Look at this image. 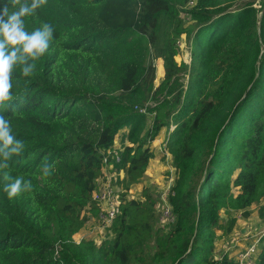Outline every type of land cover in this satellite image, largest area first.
I'll list each match as a JSON object with an SVG mask.
<instances>
[{
    "label": "trees",
    "instance_id": "trees-1",
    "mask_svg": "<svg viewBox=\"0 0 264 264\" xmlns=\"http://www.w3.org/2000/svg\"><path fill=\"white\" fill-rule=\"evenodd\" d=\"M24 20L55 31L32 76L13 72L12 106H0L24 142L0 170V264H239L215 241L224 214L231 232L232 213L247 218L254 205L264 227V0H48ZM183 38L191 64L177 59ZM164 129L176 178L160 226L159 195H125ZM45 161L53 171L41 179ZM108 164L124 174L118 212L101 242H77L100 221L93 194ZM5 173L32 193L9 200ZM255 259L264 264V238Z\"/></svg>",
    "mask_w": 264,
    "mask_h": 264
},
{
    "label": "clouds",
    "instance_id": "clouds-1",
    "mask_svg": "<svg viewBox=\"0 0 264 264\" xmlns=\"http://www.w3.org/2000/svg\"><path fill=\"white\" fill-rule=\"evenodd\" d=\"M48 0H6L0 10V106L11 107L13 101L12 76L17 67L24 77H30L36 69L35 62L43 57L53 39L54 27L44 23L29 32L25 28V17L33 15L37 9L46 5ZM9 4L12 11H9ZM24 142L13 134L11 121L0 115V170L9 168L13 156L23 152ZM42 177L52 174L53 165L46 161L42 164ZM3 191L9 200L27 192L32 193L33 184L22 176L15 178L4 174Z\"/></svg>",
    "mask_w": 264,
    "mask_h": 264
},
{
    "label": "rangeland",
    "instance_id": "rangeland-1",
    "mask_svg": "<svg viewBox=\"0 0 264 264\" xmlns=\"http://www.w3.org/2000/svg\"><path fill=\"white\" fill-rule=\"evenodd\" d=\"M181 43V46H183L184 50L182 49V55L177 59L179 61L186 60L188 64H191L192 55L190 47L188 45L187 47L184 46V44L186 43V40L184 38ZM154 64L157 68L155 85L158 86L161 83L162 78L164 77V65L163 61L160 59H157ZM185 80L186 82L188 81V75L186 76ZM148 105H150L151 107L155 106L153 102L148 103ZM144 110L145 108L142 109V111ZM168 135L169 132L164 129L162 130L160 135L154 141H152L150 148L154 152V156L150 160L148 169L145 172V176L142 179L141 183L133 185L125 195V197L129 198L144 199V191L148 189L153 191V195L155 197L159 195L161 199L158 203V208L161 212L160 226L167 224L169 219L171 218L170 209L168 205V194L176 178V169L173 165V156L167 148ZM121 136L122 134H120L116 139V148L114 147L118 152L122 151L123 149V146H121ZM104 173V176H106V178H109L110 181H112V186L116 189L117 195H119V201L121 203L122 199L120 197V194L122 195L124 189H122V186H120V184L118 183L123 178V172H117L115 169H113L112 164H108L104 166ZM118 176L121 178L119 179V181ZM258 215H260L261 222L255 224L251 220L253 218L257 220ZM234 216H236V223L231 232H228L229 222H225L226 219L231 218V215L229 213L224 214L223 225L217 230V239L215 243L217 247L218 257L222 254V252H228L230 256L235 257L237 259L239 252L244 250L245 247L243 248V246H236H238L242 242L244 235H246L247 229L249 234L257 235V237L259 235L258 227H260L263 223V218L260 214L259 205H254L251 208L250 215L247 218H245L241 212H233L232 217ZM108 226L103 225V222L99 220L94 221L93 219L87 223V226L84 228L83 231L74 236V239L79 242L82 238L85 237L94 238L97 242H101L108 235ZM243 229L245 231H243ZM254 258L256 257L254 256Z\"/></svg>",
    "mask_w": 264,
    "mask_h": 264
},
{
    "label": "built area",
    "instance_id": "built-area-1",
    "mask_svg": "<svg viewBox=\"0 0 264 264\" xmlns=\"http://www.w3.org/2000/svg\"><path fill=\"white\" fill-rule=\"evenodd\" d=\"M110 154L113 155V157L117 158V161H119L120 155L115 148L110 152ZM105 162L107 161L105 160ZM120 197L122 199L121 194ZM93 200L101 208L99 213L100 221L103 222V225L110 226L116 216V213L118 212V204L120 203V201L116 189L112 186V181H110L109 178H106V176H104L103 182L99 184V188L94 192ZM258 234V237L257 235H252V244L239 252L237 258L239 264H251V260L253 256L258 252L259 245L264 238V227L258 231Z\"/></svg>",
    "mask_w": 264,
    "mask_h": 264
},
{
    "label": "crops",
    "instance_id": "crops-1",
    "mask_svg": "<svg viewBox=\"0 0 264 264\" xmlns=\"http://www.w3.org/2000/svg\"><path fill=\"white\" fill-rule=\"evenodd\" d=\"M160 60H162V59H160ZM260 206L261 205H259V210H260ZM258 217H259V219H258ZM251 221H253L255 224L256 223H260L261 222L260 215L257 216V220H255V218H253ZM262 228L263 227L260 226V227H258V230H261ZM243 231H245V230L243 229ZM246 231H247L246 235H244V238L242 239V242L240 241L241 243L239 242L240 244L238 246H236V247H242L243 246V248L244 247L246 248V247H248V246H250L252 244V240H253V238L251 237L252 234H249L248 229ZM256 232H257V230H256ZM254 256L256 257V254ZM254 256H253V258L251 260V264H256V259L254 258Z\"/></svg>",
    "mask_w": 264,
    "mask_h": 264
}]
</instances>
